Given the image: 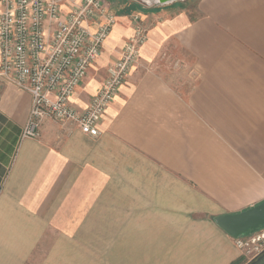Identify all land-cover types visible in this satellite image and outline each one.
Here are the masks:
<instances>
[{
    "label": "crops",
    "instance_id": "obj_1",
    "mask_svg": "<svg viewBox=\"0 0 264 264\" xmlns=\"http://www.w3.org/2000/svg\"><path fill=\"white\" fill-rule=\"evenodd\" d=\"M157 1L101 0L116 24L72 97L78 112L137 15L148 40L97 138L47 120L39 139L22 140L31 97L0 80V264H43L36 255L59 223L95 239L70 247L93 264L247 261L215 219L264 203V0ZM96 19L92 30L106 22ZM58 250L44 264H59Z\"/></svg>",
    "mask_w": 264,
    "mask_h": 264
},
{
    "label": "built area",
    "instance_id": "obj_2",
    "mask_svg": "<svg viewBox=\"0 0 264 264\" xmlns=\"http://www.w3.org/2000/svg\"><path fill=\"white\" fill-rule=\"evenodd\" d=\"M0 4V80L31 97L21 139H39L47 120L77 125L83 134L97 138L106 110L140 62L148 40L141 17H134V36L108 69L98 95L80 113L72 106V97L101 56L115 17L101 0H0ZM97 16L106 22L92 30ZM235 243L244 256L255 258L264 252V228Z\"/></svg>",
    "mask_w": 264,
    "mask_h": 264
},
{
    "label": "rangeland",
    "instance_id": "obj_3",
    "mask_svg": "<svg viewBox=\"0 0 264 264\" xmlns=\"http://www.w3.org/2000/svg\"><path fill=\"white\" fill-rule=\"evenodd\" d=\"M161 63L162 65H168L170 66V68L172 69H181L183 66V63L181 60L175 59L171 56H167L164 55L161 58ZM62 225H66V231H64L61 226ZM68 225V226H67ZM81 223H59V230L57 231V233L55 234L53 231L51 232V234L48 232L47 235L43 238V241L41 243V253H39L38 255H36V260L38 258H40V261L44 264L46 261L49 260V256H51V254H49V248L53 247V246H58V254H56V257L58 258L59 264L60 262H64L66 261V259H71L73 257H75V262L77 264H93L96 263V259H94L91 253L88 254H82V253H73L71 254L74 250H71L70 247H81V246H87V245H91L93 243H86L88 240H95L93 238L87 239V238H83L81 237V232H76V229H80ZM71 230V232H70ZM74 232V233H73ZM71 233H73L75 236L70 237ZM80 252H82V250H79ZM246 262L245 264H247L249 261H251L253 258L250 257H246ZM34 260L31 259V261L29 262V264H32Z\"/></svg>",
    "mask_w": 264,
    "mask_h": 264
},
{
    "label": "water",
    "instance_id": "obj_4",
    "mask_svg": "<svg viewBox=\"0 0 264 264\" xmlns=\"http://www.w3.org/2000/svg\"><path fill=\"white\" fill-rule=\"evenodd\" d=\"M180 0H158L159 6ZM216 224L230 237L238 239L249 236L264 228V203L237 214L221 215L215 219ZM247 264H264V252L253 258Z\"/></svg>",
    "mask_w": 264,
    "mask_h": 264
},
{
    "label": "trees",
    "instance_id": "obj_5",
    "mask_svg": "<svg viewBox=\"0 0 264 264\" xmlns=\"http://www.w3.org/2000/svg\"><path fill=\"white\" fill-rule=\"evenodd\" d=\"M234 264H245V263H242V262H241V263H238V262H237V263H234Z\"/></svg>",
    "mask_w": 264,
    "mask_h": 264
}]
</instances>
